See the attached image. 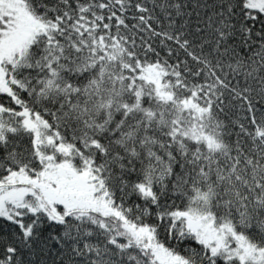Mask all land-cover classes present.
<instances>
[{
	"label": "snow or ice",
	"instance_id": "6c2138e0",
	"mask_svg": "<svg viewBox=\"0 0 264 264\" xmlns=\"http://www.w3.org/2000/svg\"><path fill=\"white\" fill-rule=\"evenodd\" d=\"M0 264H264V0H0Z\"/></svg>",
	"mask_w": 264,
	"mask_h": 264
}]
</instances>
